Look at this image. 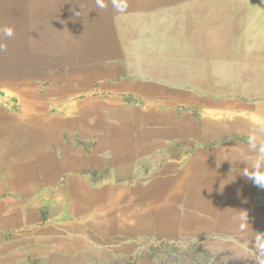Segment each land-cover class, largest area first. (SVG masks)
<instances>
[{
	"label": "rangeland",
	"instance_id": "rangeland-1",
	"mask_svg": "<svg viewBox=\"0 0 264 264\" xmlns=\"http://www.w3.org/2000/svg\"><path fill=\"white\" fill-rule=\"evenodd\" d=\"M155 6L152 47L166 54H133L123 68H136L138 78L168 83L163 130L169 137L182 134L184 145H166L155 158L176 171L160 179L148 204L120 209L131 217L117 223L124 247L118 262L102 258L105 250L87 255L81 251L86 246L83 220L54 217L66 208L80 211L73 200L65 206L53 199L58 188L52 184L60 178L56 123L45 106L40 114L26 111L25 188L19 202L15 192H9L14 199L6 203L0 195V244L9 247L0 264H264V188L241 174L246 160L256 155L250 137L257 138L258 147L264 142V0H164ZM38 66L42 82H63L62 75L50 77L46 64L28 54H9L7 71L0 62V81L31 77ZM15 86L10 82L12 89L0 91V118L5 109L0 131L9 135L17 129L11 118L21 111ZM159 112L153 107L146 117L150 123L140 135L147 141H155ZM164 114L163 109V119ZM169 158L173 163H166ZM173 190L178 197L184 194V201L176 202L175 196L165 202L161 192ZM20 212L24 218L17 219ZM104 236L108 243L111 235Z\"/></svg>",
	"mask_w": 264,
	"mask_h": 264
},
{
	"label": "crops",
	"instance_id": "crops-1",
	"mask_svg": "<svg viewBox=\"0 0 264 264\" xmlns=\"http://www.w3.org/2000/svg\"><path fill=\"white\" fill-rule=\"evenodd\" d=\"M163 1L128 0L127 9L117 12L111 0H106L108 7L104 10L96 8L95 0H0V26L15 28V38L6 39L7 47L0 51L2 72L7 71L9 54L22 57L28 54L34 61L46 64L45 72L50 77L63 76L61 83L42 82L38 66L31 77L12 81L6 77L0 81V91L6 92L11 88L10 82H15L13 91L21 109L16 118H11L17 129L10 135L0 131L1 201H12L9 192H15L19 202L22 196L19 192L23 194V115L26 111L40 114L41 106H45V113L56 123L59 139L54 156L60 178L52 186L62 191L58 194L57 190L53 199L65 206L73 200L80 206V211L66 208L54 217L73 215L82 219L86 246L81 251L89 255V251L105 250L102 258L106 256L116 262L124 249L117 223L121 218L131 217L120 209H135L137 202L148 204L153 190L160 186V179L169 178L168 173L176 171L161 166L155 158L159 149L184 145L182 134L169 137L168 131L163 130L170 104L168 83L153 82L147 77L139 80L136 68H123L124 63L131 64L133 54H166L152 47V27L158 23L154 11L159 8L155 5ZM153 107L161 112L154 142L140 135ZM3 110L0 123L4 121ZM77 137L84 142L71 141ZM174 180L175 176L172 185ZM178 185L183 186H174ZM10 186L15 187L9 190ZM62 194L65 195L60 197ZM177 195L175 190L161 192L165 202H174L175 196L176 202L184 201V194H180L181 198ZM16 218H24V212L16 213ZM105 233L111 235L108 243ZM8 251V245L1 243V260Z\"/></svg>",
	"mask_w": 264,
	"mask_h": 264
},
{
	"label": "clouds",
	"instance_id": "clouds-1",
	"mask_svg": "<svg viewBox=\"0 0 264 264\" xmlns=\"http://www.w3.org/2000/svg\"><path fill=\"white\" fill-rule=\"evenodd\" d=\"M112 7L117 12H124L128 7V0H111ZM96 8L104 10L108 7L106 0H95ZM78 13H76L77 15ZM15 35V28L12 25L0 26V51L6 49V39ZM249 147L256 153L255 158L248 162V166L241 170V174L260 188H264V142L257 146V138L250 137Z\"/></svg>",
	"mask_w": 264,
	"mask_h": 264
}]
</instances>
